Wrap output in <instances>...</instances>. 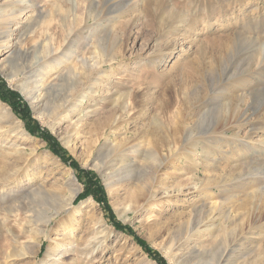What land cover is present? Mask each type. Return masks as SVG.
Instances as JSON below:
<instances>
[{"label": "rangeland", "instance_id": "rangeland-1", "mask_svg": "<svg viewBox=\"0 0 264 264\" xmlns=\"http://www.w3.org/2000/svg\"><path fill=\"white\" fill-rule=\"evenodd\" d=\"M71 7L73 60L116 53L82 111L73 80H11L0 33V91L27 111L0 94V264H264V0H56L59 42Z\"/></svg>", "mask_w": 264, "mask_h": 264}, {"label": "bare ground", "instance_id": "bare-ground-1", "mask_svg": "<svg viewBox=\"0 0 264 264\" xmlns=\"http://www.w3.org/2000/svg\"><path fill=\"white\" fill-rule=\"evenodd\" d=\"M48 3L49 9L41 10L40 5H38V0H3L0 2V33L5 37V43H2V48L8 49L7 52H9V59L6 61L12 63L11 66L12 69H14V72L12 71L13 78H11V80H20L24 76L19 77V75H24L27 71L30 74L29 77L32 79L25 83L24 86L28 94L33 92L37 98H44L45 95L49 94L54 88L69 84V82L73 80V82L79 83L80 87L74 90L71 95L72 97L68 102L73 105V112L77 109L82 111V109H80L82 99L86 98L88 95L87 92H89L88 90L95 92L96 87L99 89V78L102 75L101 72L103 71V67L107 61L110 62L116 58V53L111 52L110 57H108V55H105L104 52L98 48L89 56H86L85 54L75 55L76 59L74 61L72 51L67 47L72 32L71 22L67 20V17L72 7L70 9L67 8L68 11L61 14L62 19L59 24L61 37L59 42L55 37L56 23H54V10L56 9V0H48ZM37 33L38 35L36 36ZM34 36L36 38L32 44H25V39L27 37H31L32 39ZM168 42L171 43V41ZM58 51H60V53H58ZM163 56H165V53L162 52L159 59ZM242 115L243 114H240V117ZM16 123L17 127L21 128L22 122L17 121ZM243 123L244 121L241 120L236 123L225 122L221 129L223 132L233 128L238 130L237 128L240 129V126ZM21 131L23 130L21 129ZM174 131H177V128ZM174 135L175 136L171 141H168L169 144L173 146L188 141L187 139L183 140V135H178L177 137L176 132ZM162 143V146L166 144L164 142ZM31 187L32 188L25 192L27 197L31 194L38 195L43 191L42 183L31 185ZM146 196L147 197H142L144 202L150 201L152 196H155V193L153 190L148 191ZM154 198H156V196ZM73 199L74 196H70L66 200V208L64 207L65 209L63 211L55 212V214L63 215L68 212ZM19 207H21V204L15 205L11 211L18 212ZM13 216H17V213L13 214ZM54 216L55 215L46 217L43 220L41 227L46 226ZM74 219V217H71L67 220L69 225L65 226V229L71 230ZM27 231L31 232L30 230ZM41 232L43 235L47 234L46 231L42 230ZM39 241V237H36L32 242V245L34 247H39ZM168 249L172 252L171 245L168 246ZM21 254L24 253L20 252L19 255ZM36 254L37 252H33L31 256L33 264H36ZM61 254L63 253L61 252L60 255ZM88 256V253L84 254L86 260ZM209 261L207 264H211Z\"/></svg>", "mask_w": 264, "mask_h": 264}, {"label": "trees", "instance_id": "trees-1", "mask_svg": "<svg viewBox=\"0 0 264 264\" xmlns=\"http://www.w3.org/2000/svg\"><path fill=\"white\" fill-rule=\"evenodd\" d=\"M0 94L5 101L11 103L13 109L17 112V114L21 115V117L23 118L27 116V111L24 112L25 107L15 103V100L17 99L15 94L8 95L6 92L2 91H0ZM53 149L55 153H57L61 158L66 159L64 152L61 151L58 147L55 146L53 147ZM116 225L120 226V223L116 222Z\"/></svg>", "mask_w": 264, "mask_h": 264}]
</instances>
